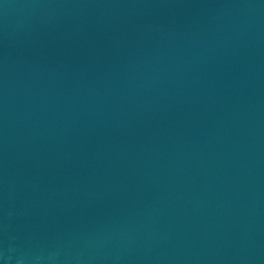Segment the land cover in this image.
Segmentation results:
<instances>
[{"label": "water", "instance_id": "obj_1", "mask_svg": "<svg viewBox=\"0 0 264 264\" xmlns=\"http://www.w3.org/2000/svg\"><path fill=\"white\" fill-rule=\"evenodd\" d=\"M0 264H264V0H0Z\"/></svg>", "mask_w": 264, "mask_h": 264}]
</instances>
